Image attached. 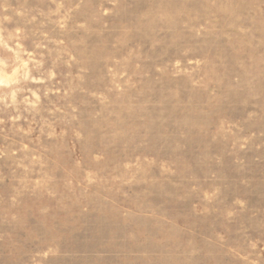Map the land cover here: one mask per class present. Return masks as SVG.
I'll return each mask as SVG.
<instances>
[{
    "label": "rangeland",
    "instance_id": "1",
    "mask_svg": "<svg viewBox=\"0 0 264 264\" xmlns=\"http://www.w3.org/2000/svg\"><path fill=\"white\" fill-rule=\"evenodd\" d=\"M0 264H264V0H0Z\"/></svg>",
    "mask_w": 264,
    "mask_h": 264
}]
</instances>
